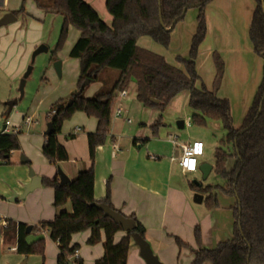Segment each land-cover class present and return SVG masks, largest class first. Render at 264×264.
Returning <instances> with one entry per match:
<instances>
[{"label": "trees", "instance_id": "obj_1", "mask_svg": "<svg viewBox=\"0 0 264 264\" xmlns=\"http://www.w3.org/2000/svg\"><path fill=\"white\" fill-rule=\"evenodd\" d=\"M45 1L49 3L46 4ZM212 1L106 0L107 11L113 18L112 24L108 25L85 0H38L39 6L49 12L61 14L65 19L53 53L62 47L68 36L69 23L80 32L69 53L70 57L80 60L78 90L86 79L95 82L103 80L104 71L118 72L112 83L106 84L103 80L101 90L94 97L86 98L83 95L85 90L79 95L75 92L70 98L73 99L70 106H67L68 101L62 100L49 109V122L53 124L54 132L45 135L42 154L52 164L69 160L66 148L58 139L65 120L78 111L98 119L96 131L87 134L91 167L79 171L77 177L67 184H61L58 178L43 179L44 185L54 189V206L59 212L53 221L42 222L34 229L39 232L47 230L51 240L58 244L57 264H71V257L81 248L78 244H72V236L88 230L92 231L88 239L89 245L101 242L102 232L105 234V253L96 264H127L132 234L138 233L146 239L144 226L136 217L131 216L136 221V228L128 231L119 243H115V235L123 229L97 207L98 203H105L117 210L111 203L110 187L108 186L106 200L97 201L94 197L95 151L111 135L112 109L116 101L114 93L129 88L133 80L137 86L136 99L144 107L160 112L151 127L153 134H157L159 128L164 126L163 113L172 100L186 91L190 93L188 105L193 111V123L206 125L209 120H218L222 122L226 132L215 150L213 167V172L224 184L204 185L193 182L191 188L205 195L204 204L208 209L219 206L218 191L236 198L234 237L220 242L213 249H205L197 226L195 238L199 248L194 250L192 264H264V65L258 92L244 124L236 129L230 101L217 95L225 73V62L219 53L213 54L216 68L213 89H208L204 84L197 86L200 77L196 61L199 48L207 35L206 9ZM255 1L257 6L251 22L250 38L255 52L264 60V0ZM191 7L198 9V25L188 58L178 57L179 64L173 65L165 56L137 45L138 39L148 36L157 44L168 48L172 32L183 21L187 13L185 9L189 10ZM19 149L17 135L0 134L1 164H10L11 153ZM231 159L234 163L229 167ZM68 202L72 206L71 213L62 209ZM7 221L5 240L16 235L18 254L44 256L45 239L28 244V225L10 219ZM176 242L179 247L187 246L179 238H176ZM75 263L85 264L79 257L75 259Z\"/></svg>", "mask_w": 264, "mask_h": 264}, {"label": "crops", "instance_id": "obj_2", "mask_svg": "<svg viewBox=\"0 0 264 264\" xmlns=\"http://www.w3.org/2000/svg\"><path fill=\"white\" fill-rule=\"evenodd\" d=\"M90 4L95 5L93 2ZM256 6L255 0H213L209 3L206 9L207 35L199 48L196 61L197 73L200 77L197 86L204 84L208 89H213L216 74L214 52L219 53L223 58L225 73L217 95L219 98L230 101L236 129L244 124L243 121L251 108L263 77L264 60L255 52L250 38V27ZM197 16V8L191 7L187 10L183 21H180L172 32L168 48L157 44L148 36L138 39L137 45L163 55L169 63L178 65V57H189L192 39L198 25ZM73 59L77 61V58ZM66 63L67 61L62 59L61 74L65 72ZM75 64L77 78L79 77L78 61ZM179 67L182 68V66ZM104 72V78L109 84L118 74L116 70ZM102 85L99 83L94 93H98ZM136 90V82L133 80L127 88V95L116 98L117 104H120L123 109V116L113 118L112 115L111 135L104 145L96 148L94 197L97 201L106 200L109 186L111 203L115 209L127 217H136L144 226L146 240L161 262L192 264L195 257L194 250L199 248L195 238L197 226L200 228L201 244L205 249H213L220 242L234 237L233 226L236 221L234 206L237 200L228 196L226 206H221L219 202V206L214 209H208L205 206V195L201 203L194 201V195L197 192L191 188L193 182L189 176L193 178L197 173H184L178 163L172 161L171 158L177 147L171 141H166L167 138L164 139L166 132L163 133V138L155 139L153 136L151 127L158 119L160 112L142 105L145 109V114L142 112L144 120L139 126L133 125L129 115L131 107L141 106V103H137ZM95 95L89 94L86 98H92ZM189 98L190 93L183 92L172 100L168 108H174L180 103L188 106ZM51 106L50 104V108ZM14 107L11 112L8 110L7 115L2 116L5 118V123L9 122L8 131L4 133L17 135L20 149L11 153L10 164L0 163V221L3 227L1 241L4 246L8 245L10 250L16 252L11 249L16 247V235L13 234L5 240L4 229L8 225L7 219L16 223H25L28 226L32 225L33 230L27 234V242L29 244L45 239L44 256L20 255L16 263L25 260L26 264H57L58 244L51 240L47 230L39 232L34 229L42 222L53 221L59 212L54 206V189L42 182L41 187L29 193L27 197L23 199L20 197L25 191V185L31 181L30 169H33L42 179H59L58 167H61L71 181L77 177L79 171L90 168L87 134L96 131L98 119L78 111L70 121H65L58 139L66 148L69 160L52 164L42 154L45 133L50 122L43 123L33 114H23L15 111ZM29 115H32L37 123L27 126L24 120ZM192 115L191 110L185 116L186 121L183 119L177 121V127L184 129L190 126ZM127 119L131 122L128 123ZM178 122L183 123V127ZM171 135L178 136L169 133V140ZM22 155L28 160L27 163L21 162ZM203 156L199 158L200 165L209 163L202 159ZM229 163L231 167L234 160L231 159ZM213 167L214 165H212L211 173ZM200 174L203 178L201 172ZM194 183L199 184L195 181ZM13 196H18L17 200L9 201ZM62 209L71 213V203L68 202ZM91 232L88 230L72 236V244H78L81 247L77 250V255L85 264H96L105 253L104 232H102L101 242L89 245L88 239ZM124 236L126 232L119 231L115 235L114 242L119 243ZM176 238L181 239L187 246L179 247ZM127 264H146L133 239Z\"/></svg>", "mask_w": 264, "mask_h": 264}, {"label": "rangeland", "instance_id": "obj_3", "mask_svg": "<svg viewBox=\"0 0 264 264\" xmlns=\"http://www.w3.org/2000/svg\"><path fill=\"white\" fill-rule=\"evenodd\" d=\"M85 1L89 4L93 2V4H95L93 6H95L94 8L99 13L101 19L106 24L111 25L113 18L107 11L105 4L106 0ZM37 2L38 0H0V19L7 13L12 12H16L15 17H17L16 20L0 27L1 125L5 123V118L2 116L3 114L7 115V103L9 101L18 99V103L14 107L15 111L22 112L23 114H33L36 119H40L41 122L45 123L49 121L48 113L50 104L53 105L62 100L69 101L72 94L78 91L79 77L76 78L75 76V63L78 61V70L80 74V60H74L69 56V53L78 39L80 32L69 23L68 36H66L62 47L53 53L61 36L60 34L65 19L61 14L47 11L39 6ZM45 2L46 4L49 3V1ZM41 45L47 47L48 51L41 52L32 63V55L34 51H36V48ZM62 59L66 60L67 63L65 72L59 75L55 68V62L58 60L62 61ZM31 64L34 67L31 74L26 79L24 95L20 98L21 94L19 87L21 79ZM103 80L106 84L108 83L104 75ZM103 80L90 83L85 88L83 95L86 97V95L89 94H97L96 92L94 93V91L96 87L99 86V83L104 84ZM137 103L140 102L138 101ZM116 105L117 102L115 101L113 109ZM140 105L141 106L137 107L133 105L129 114L130 118L133 120V125L137 126L144 120L145 114L142 103ZM190 111L191 108L189 105L184 106L183 103H180L174 108H167L162 117L164 126L160 127L157 134H153V136H155V139L163 138V133L166 132V135H164V139L167 138L165 139L166 141H170L168 139L169 133L177 134L179 142L181 143L201 141L205 144V155L202 159L214 165L215 150L220 146L221 140L224 139L226 135L221 124L222 122L218 120H209L206 125H200L193 123L191 120L190 126L179 129V127H177V121L182 119L186 121L187 119L185 116H187ZM71 118L65 121H70ZM113 118H115V116H113ZM160 146L162 147V145ZM196 173V176L193 178L189 176L192 182L195 181L203 183L204 185L224 184V181L216 176L214 172H212L206 180H203L200 172ZM217 193L218 200L221 203L220 205L226 206V199L229 197L221 191ZM2 230L3 227L0 221V264L21 263H16L20 254L10 250L8 245L4 246V244H2Z\"/></svg>", "mask_w": 264, "mask_h": 264}, {"label": "water", "instance_id": "obj_4", "mask_svg": "<svg viewBox=\"0 0 264 264\" xmlns=\"http://www.w3.org/2000/svg\"><path fill=\"white\" fill-rule=\"evenodd\" d=\"M187 11V9H185V12ZM17 17H15V14L12 13H7L4 17H2L0 19V27L9 24L10 22H12L13 20H16ZM177 20L174 22L176 23ZM163 25V22H161ZM44 51H48V48L41 45L38 48H36V51H34L33 55H32V63L35 61V58L37 57V55H39L41 52ZM30 67L27 68V71L25 72L24 76L21 79V83H20V87H19V91L21 94V97H23L24 95V87L26 84V79L27 77L31 74L32 69L34 66L29 65ZM55 68L58 72L59 75H61V61H56L55 62ZM92 83V81L90 79H86L82 85L80 86V89L77 91L76 95L81 94L85 88ZM18 103V99L9 101L7 103L8 106V110L9 112L12 111L13 107ZM73 103V99H70L68 101L67 106H70ZM178 124L183 127V123L180 124L178 122ZM5 128V126H4ZM54 132V127L52 123H49L47 126V130H46V135H49L51 133ZM21 162L22 163H27L28 160L25 158L24 155H22L21 157ZM199 170H201L200 172L203 175V180H206L211 171H212V165L209 163H203L199 166ZM58 174H59V180L61 181V184H67L70 182L69 177L64 173V171L61 169V167H58ZM29 175L31 177V181L25 185V191L22 195V197L20 198H25L27 197V195L29 193H31L32 191H34L35 189L41 187L43 179L42 177L38 176L35 174V172L33 171V169H30L29 171ZM18 196H13L11 199H9V201L13 202L17 200ZM194 201L196 203H201L203 201V195L200 193H195L194 195ZM97 207L99 209H101L105 215H107V217L111 218L116 224L120 225L123 229V231H125L126 233L128 231L134 230L136 228V221L134 219H132L131 217H127L125 215H123L120 211L114 210L112 209L109 205L105 204V203H98ZM32 225H29L26 228V233H30L32 229ZM132 239L134 241V243L139 247L140 249V256L143 258V260L145 261L146 264H164L163 262H161V260L159 259V257L154 253L153 249L151 248V245L149 244V242L144 239L143 237H141V235H139L138 233H133L132 234ZM27 261H23L19 264H26Z\"/></svg>", "mask_w": 264, "mask_h": 264}, {"label": "built area", "instance_id": "obj_5", "mask_svg": "<svg viewBox=\"0 0 264 264\" xmlns=\"http://www.w3.org/2000/svg\"><path fill=\"white\" fill-rule=\"evenodd\" d=\"M116 98H123L127 95V89H124L122 91H116L114 93ZM55 111H53L52 114H54ZM123 109L120 104H117L114 109H112V115L116 118L123 116ZM128 123L131 122L130 119H127ZM25 124L27 126L32 125L33 123H37V120L34 119L32 115L26 116L24 120ZM8 125L9 122H6L5 125L0 124V132L4 133L8 131ZM5 126V128H4ZM170 141L177 147L175 154L171 158L172 161H175L178 163L179 167L184 173H196L199 170V158L202 157L205 151L204 143L201 141H194L193 143H185L181 144L178 141V136L171 135ZM11 249L16 250V247H12ZM77 250L75 254L71 257L72 262L71 264H76L75 259H77Z\"/></svg>", "mask_w": 264, "mask_h": 264}]
</instances>
